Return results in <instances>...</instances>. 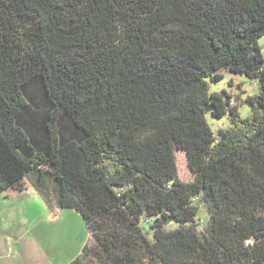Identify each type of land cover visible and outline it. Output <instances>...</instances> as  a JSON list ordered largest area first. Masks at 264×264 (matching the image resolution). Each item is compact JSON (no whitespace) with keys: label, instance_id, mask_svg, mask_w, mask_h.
Returning <instances> with one entry per match:
<instances>
[{"label":"trees","instance_id":"16d2710c","mask_svg":"<svg viewBox=\"0 0 264 264\" xmlns=\"http://www.w3.org/2000/svg\"><path fill=\"white\" fill-rule=\"evenodd\" d=\"M263 38L264 0H0V197L79 214L70 264H264Z\"/></svg>","mask_w":264,"mask_h":264},{"label":"rangeland","instance_id":"374dc122","mask_svg":"<svg viewBox=\"0 0 264 264\" xmlns=\"http://www.w3.org/2000/svg\"><path fill=\"white\" fill-rule=\"evenodd\" d=\"M260 45L264 55V38ZM222 74L224 78L219 83L209 82L210 93L226 92L240 106L241 117H251L252 111L245 100L260 92L258 83L225 70ZM207 121L215 135L230 127L228 116L216 119L209 114ZM177 164L180 178L191 181L193 176L184 153H177ZM26 183L27 188L20 195L10 190L4 194L10 198L0 197V264H70L90 241L84 221L72 211L56 218L52 209L37 196L31 179ZM50 198L57 207L52 194ZM199 216L202 230L208 218L203 206ZM142 227L147 233V226L142 224Z\"/></svg>","mask_w":264,"mask_h":264},{"label":"crops","instance_id":"0c3cea01","mask_svg":"<svg viewBox=\"0 0 264 264\" xmlns=\"http://www.w3.org/2000/svg\"><path fill=\"white\" fill-rule=\"evenodd\" d=\"M16 193H18L17 194V196L18 195H20L22 192L21 191H15ZM7 193V192H6ZM3 196H5L6 198H10V197H8V196H6V195H3ZM38 196V195H37ZM40 198V197H39ZM49 208H51V207H49ZM52 209V211H53V213L55 214V216H56V218H58V217H60L62 214H64V212H67V211H70V210H62V209H59V208H57V207H52L51 208ZM72 212H74V211H72ZM88 234H89V237L91 238V236H90V233L88 232ZM80 255V254H79Z\"/></svg>","mask_w":264,"mask_h":264},{"label":"water","instance_id":"95a60500","mask_svg":"<svg viewBox=\"0 0 264 264\" xmlns=\"http://www.w3.org/2000/svg\"><path fill=\"white\" fill-rule=\"evenodd\" d=\"M209 110H211V109H209Z\"/></svg>","mask_w":264,"mask_h":264}]
</instances>
